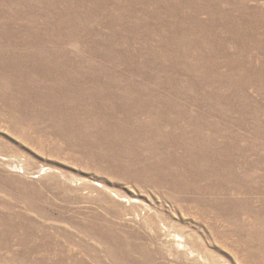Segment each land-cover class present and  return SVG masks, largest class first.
I'll return each mask as SVG.
<instances>
[{"label":"rangeland","instance_id":"obj_1","mask_svg":"<svg viewBox=\"0 0 264 264\" xmlns=\"http://www.w3.org/2000/svg\"><path fill=\"white\" fill-rule=\"evenodd\" d=\"M0 264H264V0H0Z\"/></svg>","mask_w":264,"mask_h":264}]
</instances>
